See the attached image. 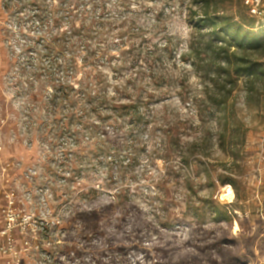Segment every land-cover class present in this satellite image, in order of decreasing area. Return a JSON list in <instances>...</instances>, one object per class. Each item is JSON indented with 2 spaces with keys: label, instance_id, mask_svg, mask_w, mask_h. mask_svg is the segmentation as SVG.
Returning a JSON list of instances; mask_svg holds the SVG:
<instances>
[{
  "label": "rangeland",
  "instance_id": "obj_1",
  "mask_svg": "<svg viewBox=\"0 0 264 264\" xmlns=\"http://www.w3.org/2000/svg\"><path fill=\"white\" fill-rule=\"evenodd\" d=\"M191 1L0 0V208L27 213L13 218L19 264H264V80L251 93L242 77L220 121L182 60ZM68 13L86 94L57 108L38 52Z\"/></svg>",
  "mask_w": 264,
  "mask_h": 264
},
{
  "label": "trees",
  "instance_id": "obj_2",
  "mask_svg": "<svg viewBox=\"0 0 264 264\" xmlns=\"http://www.w3.org/2000/svg\"><path fill=\"white\" fill-rule=\"evenodd\" d=\"M244 1L192 0L191 4L198 6V9L193 7L188 14L192 32L187 53L182 55V60L202 74L206 90L205 102L214 114L222 116L220 121L224 122L229 121V101L240 79L245 78V88L251 93L256 90L254 86L257 82L264 80V28L260 27L259 19L250 13ZM64 18L65 23L72 28L58 30L51 37L45 38L42 53L38 52L47 57L53 68L49 76L54 80L52 96L58 100L55 104L57 108L64 102L74 103L76 95L83 93L84 89L82 87L77 90L74 87L71 70L74 49L77 47L75 44L83 42L85 37L73 28L75 20L72 14L68 13ZM35 68L36 71L40 69V64ZM123 109H130V106L125 105ZM118 112L113 115L120 119ZM128 113L137 122L144 119L139 109ZM103 126L92 125L89 130L98 133L104 129ZM104 142V149L108 151ZM219 181L221 184H234L228 176H220ZM214 213L218 220L229 222L234 210L217 204Z\"/></svg>",
  "mask_w": 264,
  "mask_h": 264
},
{
  "label": "built area",
  "instance_id": "obj_3",
  "mask_svg": "<svg viewBox=\"0 0 264 264\" xmlns=\"http://www.w3.org/2000/svg\"><path fill=\"white\" fill-rule=\"evenodd\" d=\"M246 5L249 6L250 13L256 16L259 19V23L264 25V8H262V0H246ZM14 166L18 167L19 164ZM12 167V163H6L3 168L6 170ZM12 169V168H11ZM9 180V179H8ZM14 200H11V204L8 201L6 207L0 208V216L5 218V222L2 226H0V264H12L17 262L20 263V253L16 249V242L12 236L13 231L16 229L15 223L13 222V218L18 216L21 220L24 219L26 214L24 213V208H13ZM31 215H35L36 213H31ZM40 227V226H39ZM19 226L18 229L21 234L25 235L26 238L32 239L36 238V245L40 248L42 244H45L47 241L48 235L45 234V226L38 228V231H34L35 233H31L30 229ZM23 229V230H22ZM10 257L11 260L7 258Z\"/></svg>",
  "mask_w": 264,
  "mask_h": 264
},
{
  "label": "bare ground",
  "instance_id": "obj_4",
  "mask_svg": "<svg viewBox=\"0 0 264 264\" xmlns=\"http://www.w3.org/2000/svg\"><path fill=\"white\" fill-rule=\"evenodd\" d=\"M229 194H232V188L229 187Z\"/></svg>",
  "mask_w": 264,
  "mask_h": 264
}]
</instances>
